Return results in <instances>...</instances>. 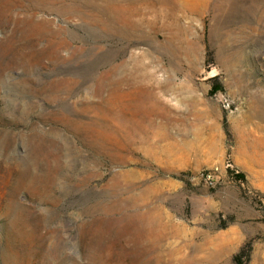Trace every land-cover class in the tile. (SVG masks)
<instances>
[{
  "label": "rangeland",
  "instance_id": "374dc122",
  "mask_svg": "<svg viewBox=\"0 0 264 264\" xmlns=\"http://www.w3.org/2000/svg\"><path fill=\"white\" fill-rule=\"evenodd\" d=\"M0 264H264V0H0Z\"/></svg>",
  "mask_w": 264,
  "mask_h": 264
},
{
  "label": "built area",
  "instance_id": "2783aa9c",
  "mask_svg": "<svg viewBox=\"0 0 264 264\" xmlns=\"http://www.w3.org/2000/svg\"><path fill=\"white\" fill-rule=\"evenodd\" d=\"M209 178H212V176H209Z\"/></svg>",
  "mask_w": 264,
  "mask_h": 264
}]
</instances>
